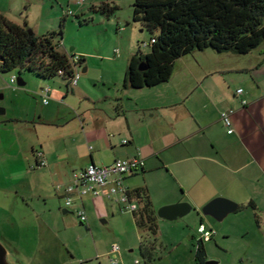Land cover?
<instances>
[{"label":"crops","instance_id":"0c3cea01","mask_svg":"<svg viewBox=\"0 0 264 264\" xmlns=\"http://www.w3.org/2000/svg\"><path fill=\"white\" fill-rule=\"evenodd\" d=\"M97 2L99 0H31L28 4L35 6V12L30 8L26 17L22 14L20 19L13 16L15 8L0 4V15L28 27L34 15L37 23L31 30L41 35L56 30L50 25L54 20L62 21V26L71 22L77 28L92 11H98L99 6L118 7L116 0H105L101 5ZM90 5L95 9L89 10ZM56 8L60 13L56 14ZM109 16L112 15H108L104 23L114 30L115 40L110 46L114 48H109L108 53H88L77 47L70 50L65 43L67 37H62L59 49L69 57L75 54L82 57L81 67L86 69L76 85L66 84L65 93L49 88L48 96L56 98L54 103H43L42 87L37 94L43 106L32 110L33 98L27 96V90L16 91L24 103L17 119L24 122L25 134L38 133L39 124L56 129L43 140H39L38 135L34 140H27V145H23L25 150L16 143L18 157L14 149L13 155L10 154V165L25 167L19 172L15 170L17 175L23 172L28 179L14 186L18 195L14 207L18 213L22 205L19 196L24 195L23 191L26 194L37 190L42 214L33 209L31 215L44 222L37 231L42 235L45 229L53 230L56 199L42 194L43 190L39 192L41 184L53 186L65 200L69 197L72 203L79 201L82 209L83 197L88 195L97 209L105 210L107 201H115L105 194L80 196L76 190L66 191L72 184L73 173L91 163L109 165L116 159L133 156L141 157L143 166L126 174L124 183L130 191L144 188L152 204L153 189L158 187L165 200L163 204L188 201L198 210L213 198L224 196L234 200L241 198L238 209L251 203L256 206L255 191L248 190L255 189L256 183L264 179V42L245 54L248 55L245 62L225 65V68H213L197 56L206 49L194 51L177 59L168 81L133 88L125 84L128 60L138 49L146 53L149 48H143L148 47L149 41L142 40L144 29L140 24L129 22L131 16L124 19ZM94 61L99 62V68L92 64ZM239 87L243 89L242 95L235 93ZM242 99L247 101L244 106ZM224 110L234 111L232 133H227L220 120ZM41 159L45 160V165L32 170L30 165ZM73 209L77 213L81 208ZM15 211L12 208L3 218L0 241L17 264H30L34 256L21 255L20 241L14 238L17 233L19 237L23 235ZM35 251L38 253L37 248ZM42 253H48L47 247Z\"/></svg>","mask_w":264,"mask_h":264},{"label":"rangeland","instance_id":"374dc122","mask_svg":"<svg viewBox=\"0 0 264 264\" xmlns=\"http://www.w3.org/2000/svg\"><path fill=\"white\" fill-rule=\"evenodd\" d=\"M30 1L0 0V4L15 8L16 11H13V16L20 19L22 14L26 17L30 8H32L33 13L35 12V6L32 7L28 4ZM103 1L105 0H99L97 4L100 3L101 5ZM116 1H118L116 4L118 7L109 17L124 19L132 15L131 9L134 0ZM111 2L110 4H115ZM90 7L91 5L88 7L89 10H94ZM56 11L58 14L57 8ZM100 13V10L92 11L77 28L72 26L71 22L62 26L60 25L62 21L59 20H54L50 25L56 29V32L62 26V36L59 40L61 41L63 36L67 37L65 43L68 49L77 47L88 53H108L110 49L114 48H110V46L114 43L115 32L110 26L105 25L107 15ZM129 22L131 24L136 23L133 20ZM36 23L37 19L34 15L31 16L28 28ZM124 24L125 22L122 23V25ZM149 39L150 32L144 29L142 40L149 41ZM148 48L144 47L143 50ZM197 56L202 58L204 63L212 65L213 68H225V65L245 62L248 58V55L217 53L211 49H206L205 53ZM93 63L97 64V66L95 65L96 68H99L98 61ZM12 76L20 77L25 84L23 86L11 84ZM66 84L67 80L59 75L44 80L25 68L0 71V93L3 94V98L0 99V107L5 109V112L0 114V224L7 213L14 208L16 210L14 215L23 232L22 236L19 237L20 234L17 233L14 238L20 241L23 251L21 255L34 256V260L30 264H63L64 262H68L67 264H111L108 253L112 245H118L120 248L119 264H134L135 259L145 261L147 264H197L195 249L200 223L204 224L207 229L215 230L214 236L209 241L204 242L207 260L216 261L218 264H264V179L260 181V184L256 183L255 189L251 190L250 188L248 190L255 191L256 206L253 208L250 204H246L236 212L228 214L222 221H216L211 216L204 215L201 212L202 207L196 210L188 201L181 202L189 203L193 209L175 220L163 219L156 214L158 226L156 239L148 231L141 230L136 226L132 212L122 211L119 205L111 199L107 201L109 203L107 206L105 205V210H99L93 205L88 195L84 196V210L87 220L81 222L73 209V207L76 209L79 206L82 209V206L78 205L79 201L75 200L72 203V208H67L64 206L65 197L61 196L57 189L51 185L41 184L39 192L42 193L43 190L42 194L55 197L56 210L54 211L53 224L55 227L53 230L50 232L45 229L42 231V235L39 234L38 226L44 222L41 221L42 218L37 220L38 218L31 215L33 209L38 210H34L35 213L42 214V202L40 203L38 199L37 190H32L26 194L23 191L24 195L19 196L22 204L19 213L17 207H14V200L18 196L14 191L15 183L20 180L26 183L28 179H25L23 172H20L19 175L24 178L17 175V172L24 170L25 167L21 164L20 166L10 165V154L13 155L14 150L16 151V143L21 146L27 145V140H34L37 135L39 140H43L46 134L52 131L55 133L56 129H51L53 127L49 125L39 124L38 133L30 131L25 134L22 129V126L25 125L24 122L17 119L21 115L23 102L20 97H17L16 91L27 90V96L33 98L31 104L33 110V108L38 109L43 106L41 97L37 94L40 88L49 87L50 89L54 88L56 92H64L66 91ZM55 99V97L49 96L48 102L54 103ZM25 148L26 146H23L24 150ZM16 156L18 157V155ZM30 167L33 170V168L43 167V165L33 162ZM31 182L35 183V180L32 179ZM158 189V187L153 189L154 204L152 205L155 211L161 206L169 205L163 204L165 200H162L163 196L159 194ZM219 197L232 200L237 204L242 201L241 198L234 200L224 196ZM27 202L28 205H26ZM63 208L67 209L68 212L63 213ZM20 215L21 217H19ZM47 217L48 213L44 219ZM204 220H208L210 224ZM152 241L154 248L151 256L144 257L139 249L140 243L143 242L148 245ZM45 247H47L48 253L43 254L42 251ZM36 248L38 253H35Z\"/></svg>","mask_w":264,"mask_h":264},{"label":"trees","instance_id":"16d2710c","mask_svg":"<svg viewBox=\"0 0 264 264\" xmlns=\"http://www.w3.org/2000/svg\"><path fill=\"white\" fill-rule=\"evenodd\" d=\"M115 9L98 7L107 16ZM131 11L132 20L150 32L148 51L138 49L128 60L125 84L133 88L168 81L177 59L194 51L245 55L264 42V0H134ZM27 29L0 15V71L25 68L44 80L59 75L70 85L73 66L59 49L62 30L35 35ZM141 62L144 70H139ZM129 196L139 206L133 212L136 226L156 239V211L146 190H132ZM153 248V241L139 247L144 257ZM206 258L204 241L198 239L195 261L203 264Z\"/></svg>","mask_w":264,"mask_h":264},{"label":"built area","instance_id":"2783aa9c","mask_svg":"<svg viewBox=\"0 0 264 264\" xmlns=\"http://www.w3.org/2000/svg\"><path fill=\"white\" fill-rule=\"evenodd\" d=\"M77 2H83L84 0H75ZM70 61L73 66V73L69 79V84L74 86L77 84L81 76V64L79 63L80 57L78 55H72ZM17 77L12 76L10 83L14 84ZM49 87H43L41 89V95L43 96V103L48 102ZM237 95L243 94L242 88L235 90ZM241 104L244 106L247 104L246 99L241 100ZM233 110H224L220 113V120L226 128L227 133L234 131L231 123V115ZM126 142V141H124ZM40 165H45V160L39 161ZM143 166V159L139 156H133L130 158L116 159L109 165H96L94 163L89 164L87 167L74 172L72 178V184L66 187L67 192L77 191L78 195L92 194L93 196H99L102 194L114 199L121 206L122 211L134 212L138 209V203L130 198V190L124 183V176L128 173L134 172ZM72 205V199L67 197L65 200V206ZM77 215L81 222L87 220L84 209L77 211ZM198 239L202 241H209L215 234V230L212 228L207 229L204 224L198 227ZM109 261L111 264L118 263V257L120 255V248L118 245H112L109 249ZM134 264H147L145 261L139 259L134 260Z\"/></svg>","mask_w":264,"mask_h":264},{"label":"water","instance_id":"95a60500","mask_svg":"<svg viewBox=\"0 0 264 264\" xmlns=\"http://www.w3.org/2000/svg\"><path fill=\"white\" fill-rule=\"evenodd\" d=\"M27 31L29 33H33L31 28H28ZM71 50V49H70ZM85 66L81 68V72L85 71ZM145 66L144 63L141 62L139 64V70H144ZM17 84L19 86H23L25 82L20 78L17 77ZM3 97L0 94V99ZM4 113V109L0 107V114ZM239 204L236 202L223 198V197H216L207 202L201 208V212L204 215L211 216L216 221H222L228 214L236 212L238 210ZM192 206L186 202H178L174 204L164 205L157 209L156 214L157 216L167 219V220H175L179 217H182L189 213L192 210ZM63 212H66L67 209H63ZM212 260H207L205 264H211ZM0 264H17L12 257V255L7 250L6 246L0 241Z\"/></svg>","mask_w":264,"mask_h":264},{"label":"flooded vegetation","instance_id":"af4514ba","mask_svg":"<svg viewBox=\"0 0 264 264\" xmlns=\"http://www.w3.org/2000/svg\"><path fill=\"white\" fill-rule=\"evenodd\" d=\"M206 261H207V258H206V260L204 261L203 264H205ZM211 264H218V263H217L216 261H213V260H212Z\"/></svg>","mask_w":264,"mask_h":264}]
</instances>
